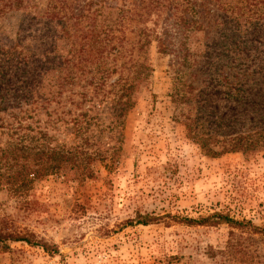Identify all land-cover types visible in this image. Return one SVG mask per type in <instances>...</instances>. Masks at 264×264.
<instances>
[{"label":"rangeland","instance_id":"obj_1","mask_svg":"<svg viewBox=\"0 0 264 264\" xmlns=\"http://www.w3.org/2000/svg\"><path fill=\"white\" fill-rule=\"evenodd\" d=\"M254 1L249 0L244 27L249 39L255 38L254 26H264ZM60 2L33 0L25 9L0 14V95L17 76L9 53L4 55L11 44L19 43L14 58L23 52L29 61L55 49L53 72L42 80L30 73L28 79L46 97H57L48 111L51 119L63 121L53 128L44 125L49 118L43 111L38 123L49 128L48 143L74 154L55 158L64 167L59 176L18 191L15 180L34 176L51 160L16 149L20 144L38 150L44 139L23 143L18 134L12 140L0 129V238L32 242L0 241V264H264V137L253 140L250 151H230L234 139L255 124L234 101L231 49L213 45L220 34L190 33L185 63L173 53H160L155 41L141 48L136 24L128 21L125 38L117 42L119 56L100 54L82 71L76 55L68 70L60 56L73 46L53 40L60 28L56 19L46 25ZM260 8L264 12V0ZM119 19L118 10L105 13L98 31ZM148 27L155 26L149 22ZM76 42L80 50L82 38ZM18 88H10L13 95L20 94ZM37 98L45 104L42 94L32 100ZM249 143L244 140L241 148ZM217 212L247 226L215 224L218 219L202 223Z\"/></svg>","mask_w":264,"mask_h":264},{"label":"trees","instance_id":"obj_2","mask_svg":"<svg viewBox=\"0 0 264 264\" xmlns=\"http://www.w3.org/2000/svg\"><path fill=\"white\" fill-rule=\"evenodd\" d=\"M31 1L33 0H0V14L25 9L30 5ZM54 1L61 2L55 4L54 8L52 6V10H50L51 20L46 25L56 19L60 28L57 29L58 36L56 38L52 37L53 40L66 39L69 41L70 46L71 44L73 46L69 49L68 54L65 55L66 57L60 56L68 70L76 55L79 58L78 64L83 67L82 71H85L84 67H86L87 62H95L91 58H95L100 54L102 56L104 53L107 56L114 55L115 58L119 56L121 50L117 46V42L125 38L127 30L125 27L128 21H134L136 24L134 31L138 34V43L141 48L155 41L160 53H173L179 61L183 60L185 63L189 61L188 57L190 56L187 44L189 34L202 32L206 29L215 30V32L220 34L218 40L221 42L217 44L218 40L215 39L213 45L223 48L227 45L228 49H231L230 56L233 66H231L230 72L233 75L230 77L236 81L234 101L238 103L239 108H245L243 114L247 118V122L255 124V127L252 128L251 126L247 129V132L240 134L234 139L235 144L230 151H250L255 146L253 140L264 137V50L259 51L260 46H264V26L261 24L254 26L252 34L255 35V38H248L244 27L247 23L248 9H250L248 6L249 0H239L236 5L228 0H122L121 7L117 6V0H89L83 4H79L81 0H71L72 2L70 0ZM254 6L256 7L254 13L260 19L259 16L264 15L263 10L260 8V0H255ZM115 10H118L120 15V19L116 20L115 26L104 23L102 30L98 31V18L104 16L105 13L112 14ZM132 11H134V14ZM251 20L252 18L249 21ZM149 22L154 24L155 27L153 29L148 27ZM83 23H86V25L82 29L81 36H77V28L82 26ZM247 29L250 28L248 27ZM152 32L154 33L152 36L154 39L151 40L150 35ZM78 37L82 38L80 50H77L76 38ZM253 41H256L258 46H255ZM97 43H102L99 49L95 48ZM11 46L10 49L4 51V55L7 56L9 53L8 63L11 66L12 73L17 74V76L15 78L12 76L6 82L9 88L6 93L0 95V112H4V116H0V129L3 131L1 134L7 135L12 140H14L15 134H18V139L23 143L29 141L30 138L31 140L39 141L44 139V143L39 145L38 150H34L31 146L22 148L20 144H16V147H18L16 149L18 151L22 150L28 155L31 152L37 153V155L47 157L48 160L54 162L53 164L49 161L50 164L42 165L34 176H31L30 173V175L23 176L22 181L21 179L15 180L13 186H18L16 190L19 191L23 188L25 190L29 189L37 180H42L52 175L59 176L64 167L60 164L61 162L57 165L56 159L68 156L72 158L74 154H72L71 149L52 147L48 143L52 140L49 128L42 129L38 123L41 122L40 116L43 111H46V116L49 118L47 124L44 125L53 128V126H58L63 121L61 116L51 119L53 111H48L50 104L54 100L56 101L57 97L55 94L52 97H46L44 93L33 87L34 84L30 85V78L28 79L30 73L36 75L38 80H42L53 72L55 69L53 66L54 58L50 56L55 49L51 52L47 51L45 58L41 59V57L36 56L34 61H29L27 56L23 55V52L19 53L18 58H14V54H11L18 48V42H14ZM70 55L71 57L69 58ZM251 57H253L252 60L250 59ZM68 75L70 76V73ZM21 83L22 85H20ZM17 85L19 86L20 94L13 95L10 88ZM38 93L42 94L45 104L40 105L41 102H39L38 98L37 100H32ZM16 100H21L16 106H21L25 103L29 107L19 113L16 112V106L13 105ZM60 103L58 102V104ZM34 104L37 105L33 107ZM239 115L241 114L236 112L233 117L239 119ZM84 116H87V114L84 113ZM27 120H32V124L24 126ZM33 124H37V126L33 127ZM20 130L24 131L23 134H20ZM33 132L35 134H31ZM244 140L250 141L246 149L241 148ZM213 154L217 155L218 153L213 152ZM209 219H218L219 221L214 222L215 224L224 223L231 227L241 228L247 226L243 222L235 221L230 216L218 212L207 219H203L202 223H207L206 221ZM139 223L149 224L145 221ZM248 226L250 230L258 231L256 226L252 224H248ZM6 239L32 243L28 238L18 236L16 238L13 236L1 237L0 241ZM42 247L46 252L51 253L48 245L43 244Z\"/></svg>","mask_w":264,"mask_h":264}]
</instances>
